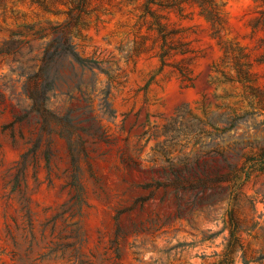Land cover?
Masks as SVG:
<instances>
[{
	"label": "rangeland",
	"instance_id": "374dc122",
	"mask_svg": "<svg viewBox=\"0 0 264 264\" xmlns=\"http://www.w3.org/2000/svg\"><path fill=\"white\" fill-rule=\"evenodd\" d=\"M0 264H264V0H0Z\"/></svg>",
	"mask_w": 264,
	"mask_h": 264
},
{
	"label": "trees",
	"instance_id": "16d2710c",
	"mask_svg": "<svg viewBox=\"0 0 264 264\" xmlns=\"http://www.w3.org/2000/svg\"><path fill=\"white\" fill-rule=\"evenodd\" d=\"M68 41H69V37L65 36V42H68ZM45 66L47 67V65H45ZM42 70H45V67ZM51 87L53 88V86H51ZM51 87L47 90L42 91L39 89L37 82H34V83L30 82L24 88L26 93L28 94V96L34 101L33 106L42 116V120H43L42 129L43 130H49L48 129L49 120L51 119L52 116L54 117L53 113L51 112V110L48 108V106L46 104V99L48 98V92L50 91ZM48 158H49V152H47V159ZM227 180H229V178H227V176H222V181H227ZM140 200H141V198H137V201H140ZM230 224L232 225L231 235L235 241V239H236V231L235 230L237 229L238 223L236 222V220L233 216H231ZM230 246H232V245H230Z\"/></svg>",
	"mask_w": 264,
	"mask_h": 264
}]
</instances>
